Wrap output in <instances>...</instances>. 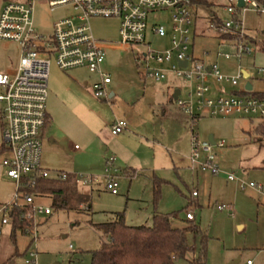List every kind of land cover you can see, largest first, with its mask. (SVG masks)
I'll use <instances>...</instances> for the list:
<instances>
[{"label":"rangeland","instance_id":"rangeland-1","mask_svg":"<svg viewBox=\"0 0 264 264\" xmlns=\"http://www.w3.org/2000/svg\"><path fill=\"white\" fill-rule=\"evenodd\" d=\"M6 1L0 0V14ZM196 11L200 33L194 41L195 56L208 65L217 63L226 76H236L238 68H231L230 63L218 57L220 41L214 37L215 30L206 19L212 13L227 18L223 8L199 5ZM66 13L65 8L52 12L45 4L39 3L35 8V25L41 31H50L53 23ZM242 18L256 47V53L245 58L242 64L249 65L248 68L255 73V69L264 68V52L260 50L264 46V15L248 11ZM148 23L150 28L155 24H163L170 29L171 11L152 13ZM91 25L99 39L111 44L107 49L103 71L111 75L116 96L109 100L98 98L94 93L93 74L86 69L62 70L53 56L47 109L55 120L53 131L57 132L54 135L57 143L49 151L51 156L54 154L49 160L60 168L54 170L46 167V146H43L42 166L55 172L72 168L76 175L98 178L100 184L89 187L94 191L92 212L88 213L86 209L79 212L76 204H71L69 210L53 211L50 200L36 201V207L50 208L53 213L51 216L35 214L34 209H30L31 229L37 231L38 239L33 242L32 234L18 235L21 256L16 258L17 264H25L30 251L38 254L37 264H91L92 252L101 246V233L93 224L111 221L109 212L125 211L128 225H152L154 181L160 178L169 183L162 185L157 209L163 213L177 212L172 221L175 227L183 231L188 245L193 248L190 251L192 255L197 256L201 246V238L192 229L197 224L209 236L207 264H233L235 261L236 264H264V191L261 192L262 196L259 195L262 202L250 197L246 207L239 206L234 220L226 216L214 220L215 216H211L213 207L223 206L216 189L211 201H208L212 180L227 184V176L232 173L247 184L254 182L264 188L263 180L245 179L250 171L248 167L264 163V137L254 130L263 119L255 118L253 122L249 118L233 116L228 119L207 115L205 111L197 117L180 107L177 100L168 103L169 96L161 91L163 85L148 79L144 91L145 83L140 76L136 58L145 48L116 47L121 40L118 19L93 18ZM147 41L151 49L156 51L170 47L168 38L153 34L148 35ZM6 50L0 43V54ZM246 82L239 80L238 83L243 87ZM256 82L264 87V77L253 79V83ZM175 86L183 91L181 99L187 100L186 85L178 81ZM225 87L229 89V86ZM99 103L105 106L99 108ZM125 114L131 115L133 125L124 134L114 135L111 121L125 118ZM194 135L201 141H208L213 136L216 143L225 142L226 147H215V151L219 162L230 164V169H223L219 178L214 179V175L207 171L192 170ZM0 168L3 170L0 171L3 172L0 176V205H8L15 201L17 188L5 178L6 169ZM126 168L137 170L132 179L124 174ZM116 172H119L118 196L112 195L103 184L105 176L115 175ZM253 189L248 187L239 191L249 196ZM188 201L195 208L197 222L183 221L186 219ZM20 203H24L23 200ZM177 264L189 262L179 257Z\"/></svg>","mask_w":264,"mask_h":264},{"label":"built area","instance_id":"built-area-1","mask_svg":"<svg viewBox=\"0 0 264 264\" xmlns=\"http://www.w3.org/2000/svg\"><path fill=\"white\" fill-rule=\"evenodd\" d=\"M222 5L227 18L212 16L210 26L220 37L218 55L224 60H243L256 53V47L248 42L245 21L242 18L248 11L264 15V0H224ZM45 4L50 11L60 8L67 10L53 23L50 31H41L35 25V8ZM193 0H8L0 14V43L7 48L0 54V112L4 124L3 144L0 149V166L6 175L16 183L15 201L0 205V220L3 225L11 224L13 209L31 206L35 214L51 215L52 210L36 207L33 195L24 192L25 181L35 177L66 181L70 174L44 170L42 160V130L47 119L49 97V75L52 57L65 71L84 68L100 78L94 84L95 95L102 99L109 97L107 86L111 75L103 71L107 49L111 46L99 39L92 28L93 18L119 20L120 42L117 48L143 46L137 54V65L144 78L164 81L171 74L189 83L187 100L178 99L179 105L190 114L199 117L200 112L218 117H257L264 118V96L261 98L243 95L212 96L208 78L213 75L217 82L234 86L244 79V69L238 66L236 76H226L218 64L208 65L192 52L195 31ZM169 10L172 14L171 30L163 24L149 27V16ZM170 38V47L156 51L148 44V34ZM229 48V50H222ZM186 61L184 66L181 62ZM264 75V68L257 69ZM198 111V112H197ZM124 119L111 124V131L119 135L127 129ZM215 147L224 148L225 142L201 141L193 136L191 163L192 170H203L218 176L223 172ZM229 181L237 182L241 190L254 188L264 191L254 182L248 184L233 173ZM76 181L83 187H93L100 180L93 176L76 175ZM107 191L119 194V184L113 174L103 178ZM34 185V182H32ZM28 187V186H27ZM197 194H194L196 197ZM23 200L24 203H20ZM233 216L230 206H219ZM29 218H31L29 216ZM186 221H196L195 208L187 209ZM34 241L37 231L32 229ZM38 254L30 251L25 264H37Z\"/></svg>","mask_w":264,"mask_h":264},{"label":"crops","instance_id":"crops-1","mask_svg":"<svg viewBox=\"0 0 264 264\" xmlns=\"http://www.w3.org/2000/svg\"><path fill=\"white\" fill-rule=\"evenodd\" d=\"M193 3H194V6H193L194 7V12H195V31H194V39H193V44H192V52L194 53V41H195L196 36L200 33V30H199L200 22H199V17H198L197 11H196V7L198 8L199 5L200 6L201 5H207V6L216 5V6H220V7L223 8L222 5L225 3V1L224 0H207V3H206L204 1L195 0V1H193ZM223 11H224V8H223ZM212 16H219V15L216 14V13H212V15H210L209 17H206V19H207V21L209 23L211 21V17ZM170 30H171V27H170ZM245 30H246V37H248L247 38L248 42L253 45L255 40H254L253 37L250 36L249 31L246 28V23H245ZM149 34H152V33H149ZM214 35H215L214 37L218 38L219 41H220V37L218 36V34L216 32L214 33ZM165 38H168V41L170 43L169 36L165 37ZM225 49L229 50V48H222V50H225ZM194 56H195V54H194ZM218 57H220V56L218 55ZM247 57H249V56H247ZM247 57H245V58H247ZM220 58H222V57H220ZM243 60L237 61L235 59H231V60L227 61L226 63H228V64L230 63L231 64V68H233V69L238 68L236 66L237 63H238V66H241L244 69V72H243L244 79L242 81H246L247 80L245 86L240 87L239 83H238V85L234 86V85L226 83V82H217L215 77L213 75H210L209 78H208V83L211 86L210 94L212 96L215 97V96H218L220 94H223V95H230V94L236 95V93H243V92H246V90H247L246 87H247L248 84H250V86H252V90H250L251 92L258 93V94H261V93L264 94V87H261V83L260 82H256L257 84L253 83V79L264 77V75H262V74L258 75L257 69H259V68L255 69V73H254L253 69L248 68L249 65L245 66V65L242 64ZM77 69H84V68H77ZM77 69H73V70H77ZM238 71H239V68H238ZM245 75H247V77H245ZM93 76H94V80H95L94 84H95L98 80H100V78L95 76V75H93ZM140 76H141L143 82L145 83L144 91H146V82L148 81V79L144 78L141 75V73H140ZM150 81H153V83H155L157 85H163V87L161 88L162 89L161 91L164 94H167L169 96L168 103H170V102H172L174 100H178L179 98L181 99L180 96H181L183 91H182L181 88H176V86H175L176 82H178V81H182L186 85V87H187V92H186L187 94L186 95H187V97H189L188 96L189 91H190L189 83L187 81L183 80V79L176 78L172 74L164 81L158 82V81H155V80H152V79H150ZM112 84H113V80L107 86V88L109 87V89L111 91H109V89H108L109 97L106 98V100L112 99V98H114L116 96L115 88L112 87ZM226 85L229 86V89L225 87ZM178 89L180 90V94H179V97L176 99L174 97V95H175L176 90H178ZM247 91H249V90H247ZM103 106H105V104H103V103H99L98 104L99 108H101ZM179 106L183 108V106H181V105H179ZM206 114H207V112H206ZM233 117L234 118H242V119L243 118H249L251 122H253V119L257 118V117H247V116L246 117L233 116ZM223 118L230 119L231 117H223ZM117 119H124L128 123L127 129H125L122 133H120L119 136L124 134L126 131H128L130 129L131 125H133V123H134V120L131 119V115H126L125 114V118L124 117L115 118V119H113L111 121V124ZM262 119H263L262 122L257 127H255L254 130L256 131V133L258 135L262 136V138H263L264 137V128H263L264 118H262ZM54 125H55V120H54L53 114H51L49 112V110L47 109V121H46L45 126H44V128L42 130V136H41V139H42V152H43V146H46L45 150L47 152V156L48 157L46 158L45 165H46V167H50V168L55 170V169H59L60 167L54 166V164H52L51 160H49V157L52 158V156L54 155V154H52V156H51V154H50L51 149H53L55 144L57 143V140L54 138V135L57 133V132L53 131V129H55ZM251 126H253V125H251ZM3 129H4V124H3V121H2V118H1V112H0V149L4 146V144H3ZM54 160L56 161V158H54ZM219 164H220L222 170L223 169L224 170L230 169V164H228L226 162H222L221 161V163L219 162ZM41 167L44 170L50 171L52 173H55V171L50 170V168H46L45 166L43 167L42 166V160H41ZM249 168H250V171L248 172V174L246 176L248 178H245V179L257 178L258 180H263L264 181V163L261 164L260 166L255 165L253 167H248V169ZM1 170L2 169L0 168V171ZM60 172L70 174V177H69L68 180H69L70 186H72V188H71V192H70V201H69V204H68V208L60 209V210H54L53 209V197L52 196L34 197L35 198V202L38 201V200H42V201L50 200L51 204H52L53 211L69 210L71 208V206H72L71 204H76L77 207H78V211L79 212L83 211V209H86V211L88 213H91L92 212L91 201H92L93 192H94L93 188L91 189L89 187H83V186L79 185L77 183V181H76V174L73 172L72 168H65L64 170H62ZM123 172L129 179H132L133 178V176H132L133 173L135 174V172H137V170H135L133 168H126ZM118 173L116 172V174L114 175L115 178H116V181H117V174ZM2 174H3V172H0V176H2ZM139 174H141V172H139ZM197 174H198V172H197ZM213 177H214V179H217V178L220 177V175H218V176L214 175ZM5 178H7L8 180H10L11 182H13L16 185V183L12 179L8 178L7 175H5ZM161 179H162V181L164 180L163 178H160V180ZM168 183L169 182L167 181L165 184H168ZM226 183L227 184H225V182L222 181V184H221L217 180H212L211 184L209 185L208 201H211V199L213 197V192L216 189V192L220 195V197H218V199H221L223 201L222 204L224 206H230V207H232V209H234L233 216H231V213L229 211H227L226 209L219 210L218 207H213L214 211H210V212H211V216L212 215L215 216L214 220H216L218 217L219 218H223L224 216L234 220L236 218L237 214H238V211L240 210L239 206L246 207V205L249 204L248 199L250 197L252 199L254 197L255 200H258V201L262 202V199H261V197H259V195L262 196L261 194L263 192L261 193L260 191H258L256 189H253L251 191V194H249V196H247V195H244L243 193H241L239 191L241 189L239 188V184L237 182H235V181L231 182L228 179ZM112 195H114V194H112ZM118 195H114V196H118ZM181 195L183 196L182 193H181ZM190 203H192V202L188 201V205L186 206V209H189L191 207ZM158 204H159V202H158ZM158 204H154L155 205L154 206V212L151 214L152 220H153V218H154V216L156 214L169 215V214L175 213V216L172 219H174L176 217L177 212H172V213L159 212L158 209H157ZM53 211H52V213H53ZM125 213H126L125 211H123V212H109V214L112 216V220L111 221L105 222V223H100V224H93V225L95 227L96 225H104V224H107V223L116 222L118 220V218H119V214H123L124 215L125 222H126V216H125L126 214ZM51 215H49V216H51ZM183 221H186V219L183 220ZM195 222H197V217H196V221ZM126 224H127V222H126ZM172 224L174 225L173 221H172ZM5 226L8 227V228L5 229ZM128 226H130V225H128ZM131 226H134V225H131ZM238 226H243V224H238ZM196 227L204 235H206L209 238L208 234L204 233L197 224H196ZM19 234H21V233L18 232L15 235V237H14L12 225L11 224L3 225L0 222V264H17V259L16 258L18 256H21L20 253H19L18 241H17V238H18ZM21 235L22 236H29V235H23V234H21ZM36 241L33 240V242H36ZM187 245H188V243H187ZM195 257L196 256L194 254L192 255L191 253H188L185 256L184 259H186V261H188L189 264H191L192 261L195 259ZM38 260H39V258H38ZM178 260H179V256L175 258V263L176 264H177Z\"/></svg>","mask_w":264,"mask_h":264},{"label":"trees","instance_id":"trees-1","mask_svg":"<svg viewBox=\"0 0 264 264\" xmlns=\"http://www.w3.org/2000/svg\"><path fill=\"white\" fill-rule=\"evenodd\" d=\"M199 1L207 3V0ZM260 50L264 52V46L260 47ZM236 95L258 98L264 96L263 93L258 94L247 90L243 93H236ZM4 150L5 146L1 148V151ZM68 179L61 181L35 177L33 180L25 181L26 188L23 190L34 197L52 196L54 210L66 209L72 188ZM165 183L160 179L154 181L155 204H158L161 199V189ZM30 209H32L31 206L13 209L11 225L14 237L18 232L31 236L32 225L28 215ZM174 216L175 213L169 215L156 214L152 225L128 226L124 215L119 214L116 222L96 225L95 228L101 233V246L92 252L91 264H176V257L185 258L192 249L187 245L183 231L172 224ZM192 229L201 238V246L198 255L191 264H207L208 237L196 226Z\"/></svg>","mask_w":264,"mask_h":264},{"label":"water","instance_id":"water-1","mask_svg":"<svg viewBox=\"0 0 264 264\" xmlns=\"http://www.w3.org/2000/svg\"><path fill=\"white\" fill-rule=\"evenodd\" d=\"M181 63H182L184 66H186V64H187L186 61H183V62H181ZM245 77H247V75H245ZM246 89L250 91V90H252V86H250V84H248L247 87H246ZM179 94H180V90L178 89V90H176L174 97L177 99V98L179 97ZM210 141H211L213 144L215 143L213 136H210ZM236 262H237V261H235L233 264H235Z\"/></svg>","mask_w":264,"mask_h":264}]
</instances>
